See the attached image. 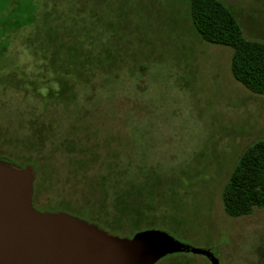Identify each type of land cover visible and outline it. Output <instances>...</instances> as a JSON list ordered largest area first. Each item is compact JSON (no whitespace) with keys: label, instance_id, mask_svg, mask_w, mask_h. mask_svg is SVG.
I'll list each match as a JSON object with an SVG mask.
<instances>
[{"label":"rangeland","instance_id":"1","mask_svg":"<svg viewBox=\"0 0 264 264\" xmlns=\"http://www.w3.org/2000/svg\"><path fill=\"white\" fill-rule=\"evenodd\" d=\"M218 1L264 42V0ZM230 55L198 36L189 0H0V159L32 166L39 211L264 264V206L230 217L221 204L239 155L264 140V94L232 77ZM112 181L149 190L134 203L145 218L120 231L94 218L114 217ZM154 264L209 262L175 252Z\"/></svg>","mask_w":264,"mask_h":264},{"label":"water","instance_id":"2","mask_svg":"<svg viewBox=\"0 0 264 264\" xmlns=\"http://www.w3.org/2000/svg\"><path fill=\"white\" fill-rule=\"evenodd\" d=\"M32 166L0 160V264H154L192 252L219 264L211 250L195 248L155 228L113 234L62 211L32 206Z\"/></svg>","mask_w":264,"mask_h":264},{"label":"trees","instance_id":"3","mask_svg":"<svg viewBox=\"0 0 264 264\" xmlns=\"http://www.w3.org/2000/svg\"><path fill=\"white\" fill-rule=\"evenodd\" d=\"M189 17L202 40L231 48L232 77L249 91L264 94V42L243 37L234 16L218 0H189ZM116 184V181L110 184L114 190V217L111 220L103 215L94 218L105 228L120 231L125 216L129 222L145 218L134 203L149 190L129 192ZM221 204L230 217L247 215L253 207L264 206V140L254 141L239 155L222 189Z\"/></svg>","mask_w":264,"mask_h":264},{"label":"flooded vegetation","instance_id":"4","mask_svg":"<svg viewBox=\"0 0 264 264\" xmlns=\"http://www.w3.org/2000/svg\"><path fill=\"white\" fill-rule=\"evenodd\" d=\"M32 196H33V192H32ZM31 203H32V198H31ZM33 206V205H32Z\"/></svg>","mask_w":264,"mask_h":264}]
</instances>
